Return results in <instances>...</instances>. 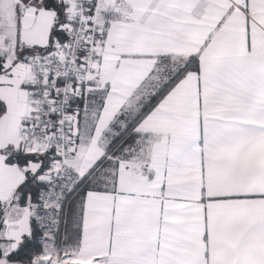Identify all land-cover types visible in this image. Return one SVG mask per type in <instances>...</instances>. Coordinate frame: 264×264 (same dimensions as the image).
<instances>
[{"label":"snow or ice","instance_id":"snow-or-ice-1","mask_svg":"<svg viewBox=\"0 0 264 264\" xmlns=\"http://www.w3.org/2000/svg\"><path fill=\"white\" fill-rule=\"evenodd\" d=\"M0 264H264V0H0Z\"/></svg>","mask_w":264,"mask_h":264}]
</instances>
